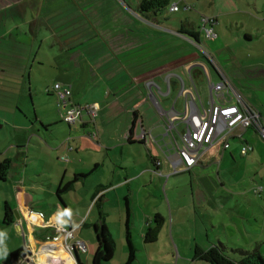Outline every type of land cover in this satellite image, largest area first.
<instances>
[{"label":"crops","instance_id":"0c3cea01","mask_svg":"<svg viewBox=\"0 0 264 264\" xmlns=\"http://www.w3.org/2000/svg\"><path fill=\"white\" fill-rule=\"evenodd\" d=\"M29 1L32 2L27 5L23 0H0V91L15 97L12 103L15 106L25 93L26 77L31 82L33 67H53L56 74L46 93L53 95L54 83L68 86L72 104L95 106L96 115L92 118L83 112L75 124L67 125L66 132L59 128L63 135L51 140L52 147L48 150L37 138L36 122L27 125L9 122L6 111L9 107H0V164L9 162L5 180H0V222L2 226H14L22 237L24 245L11 251L22 250L17 264H79L74 260L76 253L70 255L66 250V244L72 246L76 241L86 244L85 253L77 252L80 262L85 264L81 256L96 248L93 225L98 221L97 211L92 216L96 204L101 206V219L114 242H125L126 229L133 244L135 239L145 241L152 229L153 216H160L159 210L152 216L148 213L152 196L149 188L171 169L185 172L170 134L164 130L165 124L172 120L177 133L183 130L181 118L186 100L191 98L184 91L193 92L200 109L212 101L229 105L236 101L235 93L241 96L239 91H245L241 87L243 82L253 78L245 77L243 82L239 79L241 72L236 69L243 71L245 66L234 64L230 48L219 49L205 43L213 58L210 60L197 53L203 38L197 43L188 34L195 32L192 25L180 23V28L174 29L161 23L160 14L136 12L131 0ZM35 1L37 6L33 11ZM72 8L76 11L78 28L67 31L68 22L73 20ZM62 9L67 12L60 15L58 10ZM209 17L216 26L218 18ZM185 25L188 27L183 28ZM99 28L103 29L99 31ZM16 35L21 38L16 39ZM154 41L159 43L155 49L165 56L161 60L145 54L144 48ZM83 48L84 53L78 54ZM155 49H151L153 53ZM176 70L184 74L188 84L174 74ZM219 72L232 89L222 91L226 101H221L220 94L214 92L210 98L209 84L221 81ZM201 76L208 85L207 105L202 103L195 85L196 78ZM166 77H169V90ZM235 80L240 86L235 85ZM173 92L183 99L181 109L169 99ZM9 110L13 114L21 112L17 106ZM35 120L53 135L58 131L53 128L59 127L61 121L58 117L43 121L37 115ZM260 123L264 127L261 117ZM78 126L84 129V135L77 130ZM7 128L13 132H7ZM244 132L236 130L231 138L238 137L240 143H246L242 141ZM93 134L95 140L90 138ZM220 148L225 151L220 145L204 151L188 173L219 176L215 165L218 163L219 169L225 156L218 160L214 154ZM201 169L207 171L198 172ZM213 192L212 188L198 189L196 195L209 208L205 204L206 196ZM112 193L120 195L124 202L115 221L109 218L106 209ZM215 201L211 199L207 203L213 207ZM230 204L227 206L231 211ZM6 206L11 211L9 223H4ZM29 211L35 215H28ZM135 211L141 216L139 224L134 221ZM13 212H18V219ZM23 226L27 227L25 231ZM69 229L74 237L65 241L62 231ZM41 252L49 258L43 261ZM115 253L116 247L113 258L106 264H113ZM120 257L125 264L126 245Z\"/></svg>","mask_w":264,"mask_h":264},{"label":"rangeland","instance_id":"374dc122","mask_svg":"<svg viewBox=\"0 0 264 264\" xmlns=\"http://www.w3.org/2000/svg\"><path fill=\"white\" fill-rule=\"evenodd\" d=\"M23 1L27 5L32 2ZM138 2L139 0H131L134 7ZM174 3L179 9L171 12L169 7ZM36 4L35 1L33 11L36 9ZM187 6H189L188 9ZM58 12L61 15L67 10L62 9ZM70 12L73 20L68 22L67 31L78 28V23L75 21L76 11L72 8ZM158 14H160L161 23L165 25L176 29L180 28V23L188 22L198 33L201 29L202 17L216 16L218 18V23L214 26L217 37L213 40H201L203 45L200 44L197 47V53L201 52L199 47L206 50L205 43L219 49L230 48L233 57L231 60L234 64L245 66L243 71L236 69L241 72L239 79L242 81L245 77L253 78L242 81L241 87L245 91H239L240 97L259 114L261 113L260 117L264 125V0H170L169 5ZM185 27L188 26H183ZM102 29L99 28V31ZM14 37L21 38L20 35ZM173 41L177 42L174 39ZM152 43L153 45L144 48L146 56L153 54L155 60L163 59L165 57L163 52L155 49L159 43L156 41ZM180 43L183 44L182 41ZM151 49H155V52L153 53ZM84 51L83 48V51L80 50L77 53L82 54ZM221 66L224 68L223 65ZM250 68L255 71L246 72ZM55 74L56 70L53 67L39 65L33 67L31 82L26 77L25 93L18 100V104H15L21 108L22 113L18 111L13 114V110L9 108L15 107L12 103L16 101V98L0 91V107L4 106L5 109L6 106L9 107L6 109L7 120L12 123L19 121L26 125L36 122L38 127L36 128L39 130L37 138L48 150L52 147L51 140L63 135L59 133V128L64 129L65 132L68 130V124L61 120L64 112L59 108L56 98L46 93V87L51 86ZM174 74L180 76L185 85L188 84L182 72L176 70ZM155 78L160 83V79ZM195 85L202 103L207 105L209 101L207 81L203 76L197 77ZM235 85L240 86L237 81ZM169 99L175 102L178 109H181L183 99L178 97V92L171 93ZM36 115L43 121L60 118L59 127L53 128L58 129L56 135L45 131L46 128L35 120ZM0 119H2L1 116ZM77 130L84 135V129L78 126ZM236 130L239 129L236 128ZM244 131H242L244 132L242 141L246 143H240L238 137L231 138L229 149L223 151L220 148L214 154L218 160L225 156L219 169V164L215 165V168L217 167L215 170L220 173L219 176L209 177L207 174L200 176L192 171L190 173L174 172L171 169L160 179L155 180L154 185L149 188L152 196H150L148 213L152 216L154 211H160V216L156 219L154 215L152 219V229L155 230L156 239L151 242L143 241V239L134 240L135 261L133 264H212L211 261L200 259L199 256L214 248L220 249L222 256L231 264H243L244 259L250 257L248 253L253 251H258L264 259V136L255 127H249ZM7 132L13 131L8 129ZM11 135L12 133L8 136ZM243 146L250 147L252 151L243 155L241 153ZM205 171L207 170L201 169L198 172ZM208 188L215 190L206 196L207 202L211 199L216 200L213 206L215 209L207 202L205 204L209 208L205 207L201 197L196 195L198 189ZM229 203L233 211L228 209ZM120 208H124L121 196L110 194L106 209L109 211L111 220H117ZM95 209L92 216L96 214ZM137 212H134V221L139 224L138 219L141 216ZM14 216L16 218L15 214ZM1 217L2 211H0V219ZM25 229L27 227L23 226V231ZM22 244V237L18 235L16 228L2 226L0 222V264H8L11 251ZM124 246L125 242H115L116 253L113 264H123L120 252ZM43 254L41 252L40 256L43 261L49 258H45ZM92 255L93 252L82 255L81 261L91 264Z\"/></svg>","mask_w":264,"mask_h":264},{"label":"built area","instance_id":"2783aa9c","mask_svg":"<svg viewBox=\"0 0 264 264\" xmlns=\"http://www.w3.org/2000/svg\"><path fill=\"white\" fill-rule=\"evenodd\" d=\"M186 8L188 9L189 6ZM169 9L171 12H175L179 8L174 3L170 5ZM201 21V36L205 40L215 39L217 37L214 30L215 20L211 17H202ZM201 52L206 58L213 59L206 50L201 49ZM219 73L221 81L209 84L210 98L212 99L214 92L220 94L221 101H226L222 91L226 89L229 92L232 89L226 77L221 72ZM166 80L169 90V77H166ZM147 85L149 87L150 83H147ZM51 91L58 102L59 108L64 112L61 117L62 122L73 125L81 118L83 112H86L92 118L96 115L95 106L86 105L81 107L72 104L70 87L54 83ZM184 94L190 95L191 98L186 100L185 112L181 118L184 123L183 130L177 133L173 120L165 124L164 130L166 134H170L171 143L174 144L177 156L181 160L185 171L194 168L198 164L201 154L214 145H220L224 150L228 149L229 139L236 128L244 131L249 127H255L264 136V127L260 123L259 113L244 106L245 104L238 94L233 95L237 99L233 104L226 105L225 102L215 103L212 101L207 107L202 106L201 109L196 104L192 91L185 90ZM172 119H175V117H172ZM90 138L95 140L96 135L93 134ZM250 150V147L245 146L241 149V153L245 155ZM156 165H159V162ZM28 215L35 214L29 211ZM38 215L42 216L41 214ZM62 236L65 241L73 239V230H63ZM66 250L71 255L72 252L85 253L87 248L84 242L76 241L72 246L66 244Z\"/></svg>","mask_w":264,"mask_h":264},{"label":"trees","instance_id":"16d2710c","mask_svg":"<svg viewBox=\"0 0 264 264\" xmlns=\"http://www.w3.org/2000/svg\"><path fill=\"white\" fill-rule=\"evenodd\" d=\"M170 3V0H140V2L136 5L135 10L136 12L143 14L147 12H153L155 14L160 13L164 10ZM195 42H199V38L201 37V32H189L188 33ZM203 38V37H202ZM246 38V36H245ZM204 39V38H203ZM9 167L8 160L3 161L0 164V180L4 181L6 177V172ZM188 173V171H186ZM67 187V184L65 185ZM65 188V187H64ZM63 188V189H64ZM62 189L58 190V193H61ZM98 216V221L93 225V231L95 234L96 239V249L93 252L91 264H106L107 262L111 261L114 256L115 252V242L108 231L107 227L105 226L104 222L102 221V213H101V206L96 204L95 206ZM11 213L10 209L6 206V210L4 213V223H9L8 216ZM158 215H156L157 219ZM155 230L151 229L147 232L145 236L146 242H151L155 240ZM125 245L127 251V257L125 264H133L135 261V249L134 245L131 241V235L126 229L125 235ZM22 250L17 249L9 254L8 264H17V259L21 254ZM248 252V251H247ZM245 252V253H247ZM249 258L244 259L243 264H264V259L260 255L258 251L249 252ZM76 256L77 252H76ZM200 259L211 261L212 264H231L229 260H227L220 249L214 248L206 251L205 253L199 256ZM77 261L79 264H82L77 257Z\"/></svg>","mask_w":264,"mask_h":264},{"label":"water","instance_id":"95a60500","mask_svg":"<svg viewBox=\"0 0 264 264\" xmlns=\"http://www.w3.org/2000/svg\"><path fill=\"white\" fill-rule=\"evenodd\" d=\"M13 213L16 215V219H18V217H19L18 212H13ZM74 255H75V253H74ZM74 257H75L74 260L77 262V256L75 255Z\"/></svg>","mask_w":264,"mask_h":264}]
</instances>
